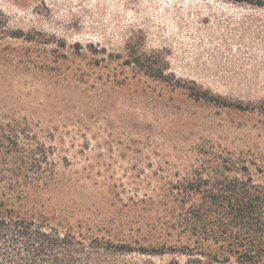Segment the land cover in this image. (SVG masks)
I'll use <instances>...</instances> for the list:
<instances>
[{"label": "rangeland", "instance_id": "rangeland-1", "mask_svg": "<svg viewBox=\"0 0 264 264\" xmlns=\"http://www.w3.org/2000/svg\"><path fill=\"white\" fill-rule=\"evenodd\" d=\"M0 13V26L32 38L0 37V181H29L31 207L53 223L148 244L173 186L211 152L264 164V6L0 0ZM132 49L161 56L176 79L127 66ZM180 80L249 109L196 101Z\"/></svg>", "mask_w": 264, "mask_h": 264}, {"label": "trees", "instance_id": "trees-1", "mask_svg": "<svg viewBox=\"0 0 264 264\" xmlns=\"http://www.w3.org/2000/svg\"><path fill=\"white\" fill-rule=\"evenodd\" d=\"M236 1L264 6L263 1ZM0 37L32 39L5 25L0 26ZM126 65L157 81L176 79L156 53L132 49ZM177 83L196 101L249 109L196 83L190 88L182 80ZM12 155L9 164L15 167L19 158ZM43 161L41 167L48 161L45 156ZM255 172L264 173V164L244 153L211 152L173 186L167 219L148 244L116 242L53 223L31 207L29 181L23 186L20 178L0 181V264H264V182L256 180ZM32 183L40 187L48 180Z\"/></svg>", "mask_w": 264, "mask_h": 264}]
</instances>
